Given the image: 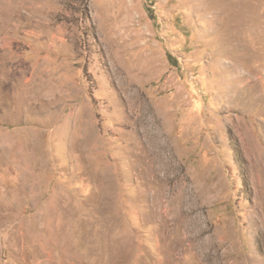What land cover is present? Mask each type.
Returning a JSON list of instances; mask_svg holds the SVG:
<instances>
[{
	"label": "rangeland",
	"instance_id": "obj_1",
	"mask_svg": "<svg viewBox=\"0 0 264 264\" xmlns=\"http://www.w3.org/2000/svg\"><path fill=\"white\" fill-rule=\"evenodd\" d=\"M0 264H264V0H0Z\"/></svg>",
	"mask_w": 264,
	"mask_h": 264
}]
</instances>
